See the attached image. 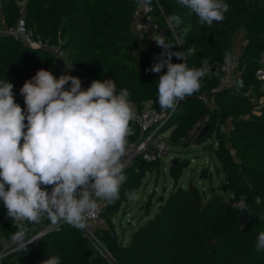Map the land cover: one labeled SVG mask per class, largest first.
I'll use <instances>...</instances> for the list:
<instances>
[{
  "label": "trees",
  "instance_id": "16d2710c",
  "mask_svg": "<svg viewBox=\"0 0 264 264\" xmlns=\"http://www.w3.org/2000/svg\"><path fill=\"white\" fill-rule=\"evenodd\" d=\"M140 1L26 0L27 26L49 42L59 43L72 68L59 67L47 49L0 34V80L14 85L15 101L22 108L24 98L19 90L41 68L56 77H79L84 88L94 79H114L118 89L131 92L129 99L139 107L153 100L160 108L155 84L160 74L147 70L156 62L149 49H163L155 41L140 44L132 31ZM158 1L164 12L156 0H150V14L159 23V34L171 45L172 62L185 63L201 72L204 64L209 65L208 72H202L200 90L179 103L161 132L169 130L168 143L181 145L196 121L209 114L211 128L197 139H212L206 147L220 162L230 192L225 195L212 187L204 196L193 180L179 183L185 162L176 160L169 167L173 188L167 197L159 198L152 215L148 214L153 202L145 205L148 217L135 226L126 242L118 238L113 220L130 201L125 193L134 190L136 194L147 173L161 167V158L156 155L150 160L137 156L124 169L127 181L120 188V198L111 204L105 201L101 214L105 224L95 228L113 254L112 262L93 251L80 229L63 222L39 236L26 250L15 251L13 257L20 264H41L53 255H59L62 264H264V251L255 248L258 233L264 231V105L259 106L263 92L256 75L264 52V0H225L229 11L212 27L201 25L195 13L190 14L176 0ZM173 15L183 22L177 26L171 20ZM19 16L16 0H2L0 18L12 24ZM240 29L246 34L238 59L240 72L232 85L213 92L219 84L220 62ZM203 94L209 95L213 108L206 104ZM229 116L233 119L231 129L221 131L217 118L225 120ZM130 127L134 135L127 138L126 147L140 136L135 120ZM242 195L247 197L245 212L231 207ZM6 211L0 202V235L11 238L16 228ZM48 221L45 217L38 224L25 223L40 230Z\"/></svg>",
  "mask_w": 264,
  "mask_h": 264
},
{
  "label": "clouds",
  "instance_id": "9594fccd",
  "mask_svg": "<svg viewBox=\"0 0 264 264\" xmlns=\"http://www.w3.org/2000/svg\"><path fill=\"white\" fill-rule=\"evenodd\" d=\"M176 3L208 27L222 22L229 11L225 0ZM171 20L177 26L183 22L178 15ZM152 40L163 51L147 71L160 74L155 83L160 108L175 111L200 90L203 73L185 63H172L171 45L162 34H153ZM13 89L11 82L0 80V202L16 228L11 241L21 252L39 239L25 240L29 230L25 222L38 224L47 217L52 223L62 221L83 230L98 201L111 204L120 198L127 181L121 158L127 138L134 135L130 122L135 113L131 92L118 89L114 79H94L84 88L79 77H56L41 68L19 90L23 108ZM125 195L131 200L135 192ZM231 207L245 212L247 197L242 195ZM255 248L264 251V231L258 233ZM41 264H62L61 257L50 256Z\"/></svg>",
  "mask_w": 264,
  "mask_h": 264
},
{
  "label": "built area",
  "instance_id": "2783aa9c",
  "mask_svg": "<svg viewBox=\"0 0 264 264\" xmlns=\"http://www.w3.org/2000/svg\"><path fill=\"white\" fill-rule=\"evenodd\" d=\"M19 6L20 16L15 23L9 24L4 17L0 18V34L11 35L12 37L22 41L24 44L34 48H44L49 50L54 60L62 69H69L70 67L65 60V51L60 47L59 43H51L36 34L32 29L27 26L25 20L26 13V0H16ZM160 10L164 12L162 5L156 0ZM2 0H0V7ZM151 3L150 0H141L135 10V17L132 23V31L140 44L153 42V34L160 33V26L150 14ZM150 54L157 59L161 53L159 48L149 49ZM239 53L232 47L228 48L225 56L220 62V79L219 84L212 91L215 92L219 89L226 88L233 84L236 75L240 72L238 70ZM173 63V62H172ZM209 65L204 64L203 73L208 72ZM256 75L261 81L262 94L259 97V106L264 105V52L260 58V65L256 71ZM16 94V93H14ZM202 98L209 107H214L209 100L208 94H203ZM132 102L133 111L135 113L134 119L139 127L140 136L134 142H131L125 148L127 158L134 159L137 156H142L146 160H150L154 155L163 157L168 150V137L164 136L161 132L162 126L168 120L173 111L162 110L154 106L153 100H148L142 107H139L135 102ZM232 117L229 116L225 120L217 118L216 125L221 131H229L233 125ZM26 123V121H25ZM208 123H212V118L209 114L198 119L191 130L190 134L202 130ZM124 164V169L128 166L125 165L124 156L121 158ZM105 201H98V209L95 213L87 218L86 227L81 230L87 237L93 251L100 254L107 261L112 262L115 258L108 250L104 241L96 233L92 224L99 222L102 219V210ZM104 220V219H103ZM63 222L52 223L50 220L43 229H36L35 227H28L25 240L39 237L45 234L48 230L53 229ZM17 251L16 246L11 241V238L0 235V264H20V262L13 257V253Z\"/></svg>",
  "mask_w": 264,
  "mask_h": 264
},
{
  "label": "rangeland",
  "instance_id": "374dc122",
  "mask_svg": "<svg viewBox=\"0 0 264 264\" xmlns=\"http://www.w3.org/2000/svg\"><path fill=\"white\" fill-rule=\"evenodd\" d=\"M242 31V32H240ZM246 39V34L243 29L238 30L233 38L234 49L240 53L243 45L242 42ZM238 41V43H236ZM246 43V42H245ZM236 45L237 48L236 49ZM164 136H169V130L165 131ZM199 132L195 131L190 134L188 139L183 140L185 143L175 145L168 143V150L161 157V167L158 171L148 172L142 185L136 191L135 197L124 204L121 210L114 217L116 224L117 236L124 241H129L130 234L135 226L144 221L148 215H152L158 209L157 201L161 196L167 197L175 183L169 173L170 164L173 160H183L185 167L178 178V182L187 184L189 180H193L198 186L202 195L206 196L212 187H215L218 192L227 194L230 188L227 184L226 176L222 170L220 162L206 147L211 138L204 142H200L197 138ZM125 165H130L133 161L127 158L124 154ZM152 201L150 212L146 215L145 205ZM105 224L103 218L99 222L92 225L100 227Z\"/></svg>",
  "mask_w": 264,
  "mask_h": 264
},
{
  "label": "water",
  "instance_id": "95a60500",
  "mask_svg": "<svg viewBox=\"0 0 264 264\" xmlns=\"http://www.w3.org/2000/svg\"><path fill=\"white\" fill-rule=\"evenodd\" d=\"M11 36V35H10ZM211 128V124L210 123H208L207 125H205L203 128H202V130L200 131V133H199V137L204 133V132H206L207 130H209ZM174 161H176V160H173V162ZM172 162V163H173Z\"/></svg>",
  "mask_w": 264,
  "mask_h": 264
},
{
  "label": "crops",
  "instance_id": "0c3cea01",
  "mask_svg": "<svg viewBox=\"0 0 264 264\" xmlns=\"http://www.w3.org/2000/svg\"><path fill=\"white\" fill-rule=\"evenodd\" d=\"M240 32H242V31H240ZM245 42H246V39L242 42L241 45L245 44ZM236 43H238V41H236ZM232 45H233V44H232ZM233 47H234V45H233ZM236 49H238V48H237V45H236Z\"/></svg>",
  "mask_w": 264,
  "mask_h": 264
}]
</instances>
